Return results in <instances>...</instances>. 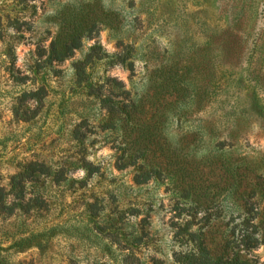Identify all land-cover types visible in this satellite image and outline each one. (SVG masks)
<instances>
[{"label":"rangeland","instance_id":"1","mask_svg":"<svg viewBox=\"0 0 264 264\" xmlns=\"http://www.w3.org/2000/svg\"><path fill=\"white\" fill-rule=\"evenodd\" d=\"M188 222L264 239V0H0V264H181Z\"/></svg>","mask_w":264,"mask_h":264},{"label":"trees","instance_id":"2","mask_svg":"<svg viewBox=\"0 0 264 264\" xmlns=\"http://www.w3.org/2000/svg\"><path fill=\"white\" fill-rule=\"evenodd\" d=\"M69 56L64 55L61 58L65 59ZM120 60L122 64H126V58L120 57ZM129 65L132 68V63ZM245 224H250V220L245 221L242 226ZM190 225L188 222L187 226L181 227L180 232L177 233L179 241L193 245L191 251L176 257L181 264H259L257 259L248 257L253 250L264 244V239L258 237L256 231H250L248 227L241 229L239 236L230 243V245L234 243V247L230 248L228 244L222 247L220 254H216L209 249L200 234L190 231Z\"/></svg>","mask_w":264,"mask_h":264}]
</instances>
